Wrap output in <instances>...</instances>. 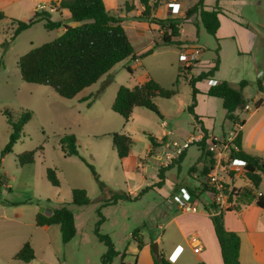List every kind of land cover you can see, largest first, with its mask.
Wrapping results in <instances>:
<instances>
[{
  "label": "rangeland",
  "instance_id": "rangeland-1",
  "mask_svg": "<svg viewBox=\"0 0 264 264\" xmlns=\"http://www.w3.org/2000/svg\"><path fill=\"white\" fill-rule=\"evenodd\" d=\"M103 1L111 15L119 17L121 21L124 20L123 26L135 50H138L144 42H147L148 47H152L153 36L150 31L146 30L144 35H134L127 20L138 16L127 15L129 11L125 8V0ZM135 1L139 4L138 0ZM153 1L155 8L153 6L151 9L155 10L163 0ZM128 2L133 5L132 0ZM51 7H55L54 2L51 3ZM163 8L162 5L161 9ZM248 14L253 19L256 18L253 9ZM139 17L143 18L140 14ZM51 18L49 19L52 21L60 22L58 28L47 29L42 21H39L21 31L13 40L11 36L15 24L9 20L10 18L0 19V264H100L105 246L97 240L93 228L98 218L96 210L107 194L99 190L98 183L85 161L92 165L99 179L109 188L137 195L141 189L148 187L136 200H126L100 208L105 220L99 231L112 238L115 249L120 254L125 250L132 252L133 255L125 254V260L132 261L137 252V242L132 237L134 232L142 242H150L158 236L159 248L167 253V256L166 254L164 256L172 264L174 262L189 264L196 258L192 248L185 243L175 224L172 222L166 225V222L170 217L181 212L172 198L174 192L185 187L191 191L193 186L201 185L199 191L193 189L199 194L202 187L199 180L204 179V176L199 174V170L208 159L201 153L197 143L191 144L180 163L170 164L171 167L165 172L164 184L161 187L157 186V172L161 166L151 151L148 153L150 149L148 135L157 137L163 130L165 131L166 127L161 124L162 118L143 107H135L134 114L126 121L111 109L116 90L120 86L132 88L142 82L149 74L145 67L163 77L162 75L165 76V72L169 71L171 62L175 63L177 71L182 67V63L171 51L173 48L166 47L164 52L160 47V53L152 55L149 52L141 57L144 61L142 66L129 71L126 65L131 64L132 58L125 59L115 64L106 75L82 89L74 97H61L48 85L23 81L18 68V59L22 54L56 38L63 31L64 25L77 24L70 16L64 19L60 10L59 14L51 13ZM150 18V22L152 18L162 19L158 15ZM19 20L29 21L31 17L23 16ZM179 23L182 26L179 38L194 40L193 44L202 51V59L207 61L199 64L195 60L189 64L193 66L189 73L185 72L186 78L184 76L179 78L176 85L177 94L170 98L156 97L155 103L160 112L164 111L171 115L166 118L172 127L178 128L179 134H184L186 131H192L195 124L192 114L187 110L191 101V86L188 78L196 76L207 68L210 60L215 57L214 50L219 44L215 37L204 30L199 21L196 25L183 23L180 20ZM256 28L257 31L264 32V29L257 25ZM248 31L251 32L252 39L256 37L254 28L249 26ZM148 40L152 43L149 44ZM231 51L232 53L225 51L226 58L235 56L236 50L232 48ZM256 57V48L252 46L251 53L239 58L241 64L244 60L247 61L246 70L253 76L251 83L244 87L247 88L243 93L246 101L251 100L256 88V78H254L258 69L254 62ZM175 58L177 62L174 61ZM241 67L242 65L231 78L239 76ZM171 84L167 87L162 86L170 88L173 85ZM203 85L204 81L198 84L199 87ZM84 95L89 98L82 99ZM213 99V103L209 105L215 111L213 134L220 136L222 131L228 133L232 130L234 125L227 119L220 99L215 97ZM201 107L206 109L207 106L202 104ZM4 109L10 110L14 116H18L23 111L31 112L20 139L12 146L11 151L6 153L2 150L8 142L10 126L3 113ZM113 132H125L133 139L128 162L122 163L118 158L112 144ZM69 133H73L77 138L79 156H67L61 150L60 139ZM174 136L176 138L173 139H180L179 136ZM39 147L41 150H37ZM26 150H36L34 162L20 165L17 156ZM194 166L195 169L192 168ZM46 168L55 169L59 186H53L47 180ZM194 174L197 179L192 178ZM235 181L238 186L248 183L244 177ZM260 184L262 186L254 190L256 194L264 193V180ZM74 188L84 189L90 202L85 205L74 204L71 200ZM198 196L197 209L213 205L210 191H202ZM60 206H66L73 212L77 226V234L66 243H63L60 237L58 240L52 237L51 241H48L47 229L35 224L37 212L45 214ZM190 232L185 229L186 236ZM25 242H28L32 248L34 246L36 250V258L28 262L12 256V252ZM111 264H121L120 256H116Z\"/></svg>",
  "mask_w": 264,
  "mask_h": 264
},
{
  "label": "trees",
  "instance_id": "trees-1",
  "mask_svg": "<svg viewBox=\"0 0 264 264\" xmlns=\"http://www.w3.org/2000/svg\"><path fill=\"white\" fill-rule=\"evenodd\" d=\"M143 6L140 16L149 18L150 9L155 2L149 4L150 0H138ZM203 0H197L191 7L186 9L185 16L197 13L199 15L201 26L204 30L215 37V32L219 27V9L217 7L207 10L204 8ZM126 10H131L128 0L124 1ZM60 8H65L70 14V18L77 22V25H64L63 31L53 40L42 43L36 47L29 49L18 59V68L20 77L28 83H37L48 85L61 97L72 98L85 87H88L104 74H106L115 64L128 59L134 58V50L131 41L121 25V19L111 15L105 8L103 0H60L58 3ZM6 16L0 12V19ZM151 20V18H149ZM152 22L157 23L162 30L160 41L154 42L152 47L146 51L151 52L159 45H181L179 37V21L176 19H156L152 18ZM15 24V29L11 39L13 40L21 31L29 28L34 23L42 21L43 26L47 29H54L60 26L59 21L49 19L48 11H35L33 18L29 21H23L15 18L9 19ZM216 39V38H215ZM215 57L213 64L201 70L196 76L189 78L188 83L191 86V101L187 106V110L192 114L195 121L198 122V115L193 111L196 105V94L199 92L195 87V83L201 80L213 79L214 73L218 70L220 59L218 55V47L215 48ZM193 65L178 68V74L174 84L170 88L161 86L152 77L147 78L140 84L128 88L120 86L115 94L111 104V109L121 115L126 121L129 119L133 108L143 107L157 114L160 118L162 115L155 103L156 97L170 98L177 94L176 85L181 76H186ZM129 71L131 69L127 68ZM184 72V73H183ZM245 80L238 83L235 88L226 80H219L209 85L205 94L214 96L221 100V105L226 112V117L231 122H239L235 111L244 104L242 88L246 85ZM89 96L84 97V99ZM7 123L10 126L8 142L4 146L2 152H10L12 146L20 139L23 127L30 119L31 112L23 111L18 116H14L8 109H4ZM203 139L198 142L201 153L208 159L199 170L201 176H205L209 171L213 159L211 153L206 149L205 138L207 136L206 129L201 126ZM112 144L118 158L122 163L127 162L130 147L133 143L132 138L125 133L113 132L111 134ZM150 146H158L156 139L148 135ZM235 143L238 150L235 155L246 161L244 166V176L250 181V187H233L230 200L233 205L227 210L238 209L241 205L255 202L257 206L264 209V194H256V190L260 183L264 180V160L256 155L248 154L241 149L240 131L237 135ZM60 147L65 155H78L77 138L73 133L65 134L60 139ZM41 150V147L37 150ZM36 150H26L18 156L20 165L30 164L34 162ZM185 155V151L173 162L178 164ZM83 161H85L82 158ZM92 171L95 180L98 183L99 190L106 193L107 196L102 200L101 206L96 210L98 216L94 223L93 233L97 240L104 244L105 251L100 257V264H111L113 259L118 255L114 247V243L108 234L101 233L100 225L104 221V217L100 208L106 205H112L118 201L136 200L144 192L146 188L140 190L138 195L131 197L128 192L117 191L109 188L101 181L93 169L92 165L85 161ZM171 167H160L157 172V186H161L165 181V172ZM195 169V166L192 167ZM46 178L53 186H59L55 169L46 168ZM202 191L210 190L205 183H201ZM194 196H198L195 193ZM71 200L74 204L85 205L90 202L84 189L74 188L71 193ZM213 207V205L211 206ZM211 222L217 237L223 264H239V235L227 230L223 223V212L211 214ZM35 224L37 226H49L52 224L59 225L61 240L63 243L70 241L76 232L73 212L66 206L53 208L47 213L37 212L35 215ZM132 237L137 242V247L142 245V239L132 233ZM15 259L28 262L34 258V250L32 246L25 242L14 254ZM154 264H172L163 254H152Z\"/></svg>",
  "mask_w": 264,
  "mask_h": 264
},
{
  "label": "crops",
  "instance_id": "crops-1",
  "mask_svg": "<svg viewBox=\"0 0 264 264\" xmlns=\"http://www.w3.org/2000/svg\"><path fill=\"white\" fill-rule=\"evenodd\" d=\"M59 1L60 0H0V12H2L6 16L5 19H9L11 17H15V19L16 18L21 19L23 16L24 17L28 16L31 17L32 19L35 11H48L49 18H51V13L59 14V10H60L63 14V18L66 19L70 16L69 12L67 9L60 8L58 6ZM196 1L197 0L160 1L161 5L158 7V9L156 7L157 10L151 9L149 18L158 15V17H162V19L164 18L176 19L178 21L180 20V22L183 23H190L196 25L198 21L200 22L199 15L197 13H194L189 16H185L186 9L191 7ZM203 1H204L203 4L205 9L210 10L212 8L217 7L220 11L218 14L219 27L215 32V38L217 40V44H219L218 55H219L220 63L218 70L214 73L212 79L213 82L219 80H226L229 83H231L233 87L237 88L239 81L245 80L247 83L244 87L249 85L252 81L251 77L253 76L250 75V73L247 72L246 70L248 64L246 65L245 62L247 61L244 60L243 64H241L239 58L242 55H247L251 53L252 46L256 48L257 57L254 59L255 60L254 62L256 63L258 69L254 75V78H256L255 79L256 88L254 89V95L251 98V100L249 99L246 101L244 99L245 100L244 104L235 111V115L238 117L239 121H242V124L240 126L241 149L248 154L259 156L264 160V32H259L257 31L256 28L257 25L258 27L264 29V0H203ZM52 2L55 3V7L52 8V10H50L48 9V7L51 6ZM132 2H133V8L129 10L127 15L134 17L138 16V17L132 18L127 21L131 29L133 30L134 35L135 36L144 35V32L148 30L151 32L153 36L151 39L152 42L153 43L159 42L160 35L162 32V30L159 28V25L157 23L150 22L149 18H145V17L140 18L139 14L143 10V6L141 4H137L135 0H132ZM153 2L155 1L150 0L149 4L152 5ZM39 5L43 6L44 8L38 10ZM162 5L164 6L163 9H161ZM251 9H253L256 13V18L254 17V19L252 18L251 15L248 14V12H250ZM235 13L237 14L234 15ZM123 21L124 20L121 21L122 26H123ZM249 26L256 30L255 31L256 33L254 32V34H256V37H254L253 39L251 37V32L248 31ZM181 28L182 26L180 23L179 37L182 32ZM124 29L126 28L124 27ZM179 37L178 39H180ZM180 41H181V45L179 47H176L174 45H159L155 47V49H153L150 52V54L152 55L158 54L161 51L165 52L166 51L165 48L170 47L173 48L171 49V51L174 54H176V56H178L179 53L182 51H187L188 49L196 48L199 51L195 58L196 63L199 62V64L200 63L204 64V62L207 61L202 59L201 57L202 51L198 48V46H195L193 44L194 40L188 41V39H184V40L180 39ZM148 42L149 44L152 43L150 40H148ZM146 43L144 42L143 45H141V47L138 50H135L133 47L135 57L132 58L130 65H126V67L127 68L129 67L131 71L134 70L136 67L143 65L144 61L141 57H143V55L145 54H148L146 53V51L151 48L148 47V44ZM160 47L164 50L159 51ZM232 48L236 50L235 56L226 58V56L224 55L225 51L227 53H232L231 51ZM174 61L177 62L176 58ZM174 64L172 62L170 63L171 65L170 69L169 71L165 72V76L162 75L163 77L159 76L158 73L156 74L152 73L150 69H147V67L144 66L149 74L148 76H146V78H144V80H142V82L145 81L147 78L152 77L161 86L163 85L167 87L170 83L173 84V81L178 73L177 66H174ZM212 64H213V59L210 60L207 67L211 66ZM240 65H242V67L239 76L237 78H231L234 77V75L237 73V70L240 68ZM112 69L113 67L110 70ZM184 77L186 78L187 76ZM201 81H204V85L202 87L198 86L200 81H197L195 83V87L198 89L199 92L196 94V105L193 111L196 115H198L199 118H198V122L195 121V124L193 125V130L186 131L184 134H179L178 128L172 127V124L166 118V116H171V115L162 111L160 112L162 115L161 124L163 127H166V129L165 131L163 130L161 135L154 137L157 142H159L163 138L164 139L176 138L174 135L179 136L180 139L187 138L190 134L202 132L200 128L201 126H203L206 129L207 135L214 136L213 117L215 111L212 110V108L209 106L211 103H213L214 96H209L205 94V91L210 85L208 80H201ZM142 82H139L138 84ZM244 87L242 88V93H244V91L247 89ZM86 96L87 95H84L81 98L83 99ZM202 104H206L207 106L206 109L201 107ZM134 110L135 108H133L132 113L128 120H130V118L134 114ZM234 124L235 123H233V125ZM224 134H226V132L222 131L220 136ZM158 147L159 146L151 148L149 144L150 149L148 150V153L151 151L153 157L156 158L157 160H158ZM186 152L187 149L185 150V155ZM129 157L130 156L128 154L127 162L129 160ZM196 162H198V160ZM196 177H197L196 174L192 175V178H196ZM165 180H166V174H165ZM235 180L236 179L234 178L233 184L237 187H244L251 185L250 181L247 180L248 181L247 184L238 186L236 185ZM199 183H202V181L199 180ZM200 186L201 185L195 187L193 186V189L199 191ZM261 186L262 184L259 185V187ZM193 189H191V191L188 189V191L192 194L193 197L192 201L195 208L194 211L190 213H184L181 211L179 214L170 217L167 220L166 225L173 222L177 230L182 234L184 241L188 246L190 244L188 242V238L186 237H188L190 234H196L200 238L202 243V250L199 253H195L192 250L196 258L194 261H191L189 264H223L221 252H220V246L217 237L215 235L213 224L210 218L211 214H216V212L213 207H209V206L208 207L204 206L202 209H197V202H198L197 197L199 196L197 197L194 196L196 192H194ZM129 194L131 195V197L135 196V194L134 195L131 193ZM119 202L122 201H118L117 203ZM74 221H75V216H74ZM223 223L227 230L234 231L239 235L240 238L239 264H264V209L257 206L255 202H251L249 204L241 205L238 209H233L229 211L226 210L223 212ZM42 227H45L47 229L46 236L48 241H51L52 237L54 238L56 237L57 240L59 237L61 238L59 225L52 224L49 226H42ZM75 228H76V232H75L76 235L77 234L76 222H75ZM185 229L191 231L188 236H186L185 234ZM152 241L157 242L159 252H163V254L164 255L166 254L167 256V253H165L163 249L159 248V241H160L159 237L156 236ZM152 241L142 242L141 247L137 248V252L135 253L136 255L133 256L132 261L125 260L126 258L125 254L131 253L130 255H133L132 252L125 250L124 253L120 254V252L116 250L118 252L117 256H120V263L121 264H154L152 257L153 253L151 251ZM23 242H21V244ZM21 244L17 248H19ZM16 249L12 252V256L16 253L15 252ZM33 250H34V257L36 258V250L34 246H33ZM174 264H176V262H174Z\"/></svg>",
  "mask_w": 264,
  "mask_h": 264
},
{
  "label": "built area",
  "instance_id": "built-area-1",
  "mask_svg": "<svg viewBox=\"0 0 264 264\" xmlns=\"http://www.w3.org/2000/svg\"><path fill=\"white\" fill-rule=\"evenodd\" d=\"M44 7L39 5L38 10ZM48 9L52 10L49 6ZM198 49L182 51L179 53L178 58L183 66H188L195 61ZM210 84L213 80L209 79ZM241 124L236 122L234 128L222 136L207 135L205 138L206 149L211 153L213 162L212 165L204 176L202 183L210 187L213 208L216 212L222 213L230 208L234 201L230 200V194L233 187V179L244 177V166L246 161L235 155L238 150V145L235 143L237 135L240 131ZM203 139V132L190 134L184 139L166 138L161 139L158 143V161L161 167H167L173 163L191 144L198 143ZM246 180H248L246 178ZM247 187V186H244ZM258 194H264L258 192ZM173 200L177 203L180 210L184 213L194 211L192 194L186 188H179L172 195ZM188 242L195 253L202 250V243L196 234L188 236Z\"/></svg>",
  "mask_w": 264,
  "mask_h": 264
},
{
  "label": "water",
  "instance_id": "water-1",
  "mask_svg": "<svg viewBox=\"0 0 264 264\" xmlns=\"http://www.w3.org/2000/svg\"><path fill=\"white\" fill-rule=\"evenodd\" d=\"M151 251L154 255H158L159 254V249H158V244L157 242H154L151 244Z\"/></svg>",
  "mask_w": 264,
  "mask_h": 264
}]
</instances>
